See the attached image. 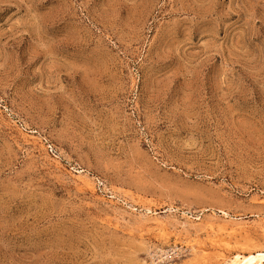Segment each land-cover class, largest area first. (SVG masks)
<instances>
[{
    "label": "rangeland",
    "instance_id": "374dc122",
    "mask_svg": "<svg viewBox=\"0 0 264 264\" xmlns=\"http://www.w3.org/2000/svg\"><path fill=\"white\" fill-rule=\"evenodd\" d=\"M260 251L264 0H0V264Z\"/></svg>",
    "mask_w": 264,
    "mask_h": 264
},
{
    "label": "bare ground",
    "instance_id": "6f19581e",
    "mask_svg": "<svg viewBox=\"0 0 264 264\" xmlns=\"http://www.w3.org/2000/svg\"><path fill=\"white\" fill-rule=\"evenodd\" d=\"M227 214V213H226ZM264 260V251L263 252H257L255 255L250 254L249 256H240L239 254L234 257V259L228 263V264H254L256 262H261ZM262 263V262H261ZM227 264V263H226Z\"/></svg>",
    "mask_w": 264,
    "mask_h": 264
}]
</instances>
